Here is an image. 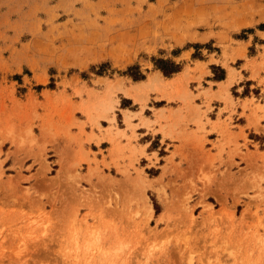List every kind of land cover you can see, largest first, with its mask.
<instances>
[{"label": "rangeland", "instance_id": "1", "mask_svg": "<svg viewBox=\"0 0 264 264\" xmlns=\"http://www.w3.org/2000/svg\"><path fill=\"white\" fill-rule=\"evenodd\" d=\"M0 264H264V0H0Z\"/></svg>", "mask_w": 264, "mask_h": 264}, {"label": "trees", "instance_id": "2", "mask_svg": "<svg viewBox=\"0 0 264 264\" xmlns=\"http://www.w3.org/2000/svg\"><path fill=\"white\" fill-rule=\"evenodd\" d=\"M154 64L166 76H169L172 73L179 71L181 68L179 63H176L173 60H165L161 58L154 59ZM134 67L135 66L129 67V70ZM130 75L133 79H141L144 77V75L139 70H137V73H130Z\"/></svg>", "mask_w": 264, "mask_h": 264}, {"label": "crops", "instance_id": "3", "mask_svg": "<svg viewBox=\"0 0 264 264\" xmlns=\"http://www.w3.org/2000/svg\"><path fill=\"white\" fill-rule=\"evenodd\" d=\"M260 32H263V30H260Z\"/></svg>", "mask_w": 264, "mask_h": 264}]
</instances>
